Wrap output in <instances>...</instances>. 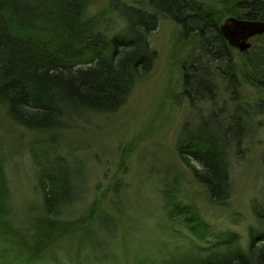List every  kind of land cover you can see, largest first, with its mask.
Returning <instances> with one entry per match:
<instances>
[{
  "label": "trees",
  "instance_id": "trees-1",
  "mask_svg": "<svg viewBox=\"0 0 264 264\" xmlns=\"http://www.w3.org/2000/svg\"><path fill=\"white\" fill-rule=\"evenodd\" d=\"M146 1L151 10L116 3L122 21L107 23L105 16L88 14L90 0H0V115L41 137L30 151L44 212L30 217L27 226L10 217L8 156L0 138V237L23 252L22 264H48L47 258L62 264L54 252L58 238L74 234L82 246L94 243L97 230L116 228L115 218L94 204L75 220L61 217L82 192L76 183L81 175L58 143L86 117L119 111L137 78L151 71L158 53L149 35L158 27L159 14L173 19L195 44L183 63L182 96L198 112V106L213 104L208 114L184 122L177 152L212 204L225 205L233 195L234 163L243 156L246 135L261 125L257 116H264V95L252 102L226 95L241 91V79L234 49L221 29V10L198 0ZM235 7L237 18L264 22V0H239ZM258 52L264 54V46ZM251 66L243 79L264 93V70L255 62ZM21 140L16 141L19 150ZM169 179L159 188L169 219L181 218L197 243L207 247L205 234L213 228L195 202L180 199L177 179ZM252 211L263 226L249 227L246 245L230 230L210 236L217 243L206 255L155 242L150 249L162 255H153L150 264H264V205L255 199Z\"/></svg>",
  "mask_w": 264,
  "mask_h": 264
},
{
  "label": "rangeland",
  "instance_id": "rangeland-1",
  "mask_svg": "<svg viewBox=\"0 0 264 264\" xmlns=\"http://www.w3.org/2000/svg\"><path fill=\"white\" fill-rule=\"evenodd\" d=\"M198 1L221 10L222 24L229 32H235L229 43L234 49L241 91L225 92L226 95H238L251 102L263 97V92L243 79V73L252 71L251 62L264 70V54L258 52V47L264 46V26L237 21L235 5L239 0ZM116 3L137 4L151 10L146 0H90L87 11L89 15L107 17H103L107 23L121 22ZM149 41L158 53L154 65L150 72L137 78L121 109L113 114H92L82 125L60 135L59 152H67L79 174L84 173L76 181L81 198L63 208L61 217L75 220L94 204L108 217L115 218L116 224L112 232L104 227L97 230L92 244L80 246L74 234L58 238L54 252L62 264H150L153 255H162L150 249L149 244L155 242L206 255L211 251V244L217 243L210 238L212 234L230 230L246 245L249 227L263 226L252 211V202L256 199L264 205V116H257L261 125L246 135L243 156L234 163L231 199L222 206L212 204L204 186L177 152L184 122L193 121L200 112L208 114L213 107L207 102L198 106L201 110L198 112L182 96L183 63L195 44L186 40L180 25L162 14ZM220 94L223 100L225 95L222 91ZM20 136L23 140L19 150L16 141ZM38 137L41 138L37 133L12 125L0 115V138L5 142L12 189L10 217L19 226H27L25 223L30 217L44 212L30 151ZM168 177L177 179L180 199L195 202L213 228L205 234L209 235L205 241L210 244L204 243L207 247L197 243V237L181 218L169 219L164 198L159 193L162 184L171 181ZM96 254H99L97 259ZM23 258V252L0 237V264H22ZM46 261L57 264L49 258Z\"/></svg>",
  "mask_w": 264,
  "mask_h": 264
},
{
  "label": "water",
  "instance_id": "water-1",
  "mask_svg": "<svg viewBox=\"0 0 264 264\" xmlns=\"http://www.w3.org/2000/svg\"><path fill=\"white\" fill-rule=\"evenodd\" d=\"M241 21V22H243V23H249V24H255V25H261V26H264V22L263 21H253V20H246V19H237V21ZM237 21H235V22H237ZM235 22H233V23H235ZM221 29H222V32H223V34L225 35V37H226V39L228 40V42H230V39L231 38H233L232 37V35H235V32H229L226 28H225V26H224V24H221ZM230 44V43H229ZM231 45V44H230Z\"/></svg>",
  "mask_w": 264,
  "mask_h": 264
}]
</instances>
